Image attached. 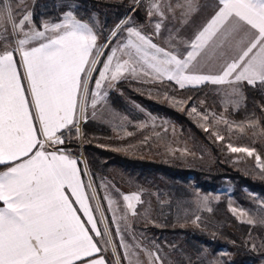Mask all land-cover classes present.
<instances>
[{"label":"rangeland","instance_id":"rangeland-1","mask_svg":"<svg viewBox=\"0 0 264 264\" xmlns=\"http://www.w3.org/2000/svg\"><path fill=\"white\" fill-rule=\"evenodd\" d=\"M196 1H210L212 8L219 5L218 0H191L192 9L185 15L186 8L177 7L185 0H3L0 4V9L10 7L17 19L29 14L38 30H44V24L61 23L71 12L97 36L93 53H98L100 62L91 73L87 100L78 104L75 123L79 131L72 127L76 145L57 146L76 159L82 169L90 209L101 232L97 236L89 231L100 251L78 264L100 257L108 264H264V193L246 186L236 190L223 175L212 180L202 175L208 187L201 189L190 172L177 181L154 168L135 171L109 163L102 170L96 165L92 171L84 158L87 143L90 156L98 162L107 156L94 150L95 146L181 168L237 171L264 183V169L257 166L255 159L259 155L264 161V83L261 101L234 116L231 112L244 103L241 83L207 84L197 96L183 95L174 80L157 76L138 56L135 74L122 71L116 80H111L109 73V79L102 81L97 105L92 107L91 93L97 91L95 79L99 78V70L103 69L111 48L127 42L126 29L136 28L159 47L172 51V46L180 44L185 29H189ZM153 4L163 16L156 13ZM170 7L174 10H169ZM150 9L152 16L148 15ZM122 21L125 23L118 30L116 26ZM157 23H160L158 30ZM114 31H118L116 37L112 36ZM39 42L32 41L29 46ZM106 43L110 46H105ZM9 46H15L14 41L0 38V48ZM185 49L184 45L179 47L181 52ZM126 51L116 54L121 62L128 59ZM146 51L150 59L154 50ZM119 80L125 81L127 89L115 84ZM109 93L119 97L117 106L108 99ZM84 122L91 124L86 133L82 129ZM63 132L66 136V131ZM218 135L223 139L218 140ZM228 144L255 151L251 157L243 152L234 153ZM132 194L139 200H132L133 207L128 208L129 202L123 197ZM209 213L224 218L226 229L235 230L236 240L221 234L219 224H214L218 221H211ZM230 218L244 225L243 232L234 228ZM82 221L91 229L87 216ZM109 239L111 243H106ZM238 256L247 257L241 260Z\"/></svg>","mask_w":264,"mask_h":264},{"label":"snow or ice","instance_id":"snow-or-ice-1","mask_svg":"<svg viewBox=\"0 0 264 264\" xmlns=\"http://www.w3.org/2000/svg\"><path fill=\"white\" fill-rule=\"evenodd\" d=\"M218 3L222 6L193 36L191 50L184 53L165 50L136 28L128 27L127 42L111 48L103 69L99 70V78L95 79L97 91L91 93L92 107H96L102 81L109 79V73L111 80H116L122 71L135 74L138 56L157 76L174 80L180 88L186 83L222 84L233 76L236 81L243 80L249 85L256 81L264 83V0H218ZM177 7L186 8V15L192 9L191 0ZM152 8L163 16L157 5L153 4ZM148 15H153L151 9ZM124 23L118 24L117 29ZM42 27L44 30H38L29 14L17 19L10 7L0 9L3 29L0 38L11 39L15 44L0 48V164L6 166L5 171H0L3 204L0 207V264H75L100 251L89 235V231L97 236L101 232L80 179L78 162L57 147L64 143L62 129L71 125L79 131L75 123L78 104L87 100L91 73L100 62L98 53H93L97 36L71 12L61 23ZM155 27L158 30L160 23ZM242 31L244 37L237 40ZM117 35L118 31L112 33L113 37ZM32 41L45 42L29 46ZM210 41L212 54L218 53L222 58L227 49L234 48L235 55L231 60H224L219 74H195L189 66ZM149 48L154 50L150 59L146 51ZM125 50L128 59L121 62L116 54ZM217 139L222 140L223 136L218 135ZM228 148L250 157L255 151L232 144ZM255 159L257 166L264 169L262 158L256 155ZM66 188L87 216L91 229L77 215ZM123 199L132 208L131 201L139 197L132 194ZM96 211H100L99 207ZM104 235H108L107 231ZM155 259L159 260V256ZM87 264L106 262L100 257L88 260Z\"/></svg>","mask_w":264,"mask_h":264},{"label":"trees","instance_id":"trees-1","mask_svg":"<svg viewBox=\"0 0 264 264\" xmlns=\"http://www.w3.org/2000/svg\"><path fill=\"white\" fill-rule=\"evenodd\" d=\"M82 1V0H81ZM33 20H36V17H32ZM133 83V82H131ZM169 83V82H168ZM171 83V82H170ZM118 87H120L121 89H127V84L125 83V81L123 80H119L115 83ZM172 86H174L171 83ZM207 84H200L197 86H185L184 88H178V92L183 94V95H189V96H197L199 95L203 88L206 86ZM243 89H244V103L243 105H241L238 109H236L234 112H231V115L234 116H238L240 115L243 111H246L247 109H249L254 102L257 101H261V99L263 98L262 92H263V87L260 81L255 82L252 85L249 84H243ZM108 99L114 104V105H118L119 104V97L114 94V93H109L108 95ZM170 114H173L174 111H170ZM91 127V124L84 122L82 125V129L84 130V133H86V131ZM74 135V131L72 129H70L68 131V134L66 136H64V143L63 145H76V141H74V139H72V136ZM85 150H84V158L86 157L87 160V165L90 166V168L92 169V171H94L95 166H99V169L102 170L104 169L107 164L111 163L112 165H118V166H127L128 168H130V170L134 169L135 171L137 170H141L142 168H154L157 169L159 171H161L164 175L173 178L177 181H180L181 179H183V177H185V174L187 172H190L193 175V178L196 182H198V185L200 186L201 189H205L207 186V181L206 179H202L201 176L202 175H206L207 177H209L211 180L215 179L219 176H226L228 177V179L230 181H232L234 188L236 190H239L241 186H246L249 189L252 190H257L260 191L262 193H264V183L261 182L260 180L257 179H253L249 176H246L244 174H241L237 171H231V172H220L218 170H204L201 169L199 167H193V168H181L173 163H166V162H161V161H155V160H150V159H145V158H135V157H129V156H125L124 154H120L118 152H115L111 149L108 148H103L100 146H95L94 150H96L99 154L101 155H105L107 156L106 159L101 160L100 162H98L97 159H94L93 157L90 156L89 154V144H84ZM85 160V161H86ZM0 167H2V165H0ZM80 173L83 176V171L80 168ZM92 177L94 176V174H91ZM180 186V185H177ZM209 219L211 221L214 222V220H217L218 222L214 223V224H219V231L221 234L224 235H228L229 238H231L233 241L236 240V235L235 230H227L224 223H225V219L224 218H218L216 216V214H212L209 213ZM208 218V216L206 217ZM208 219V221H209ZM230 220V222L232 223V225L234 226L235 229H237L240 232H243V229L241 228V226H244L242 223H236L235 220L233 218L228 219ZM212 222V223H213ZM209 223V222H208ZM206 223V225H209ZM226 229V230H224ZM240 253V251H238V254ZM241 255V254H240ZM247 256H241L238 258L239 259H244ZM108 264V263H107Z\"/></svg>","mask_w":264,"mask_h":264},{"label":"crops","instance_id":"crops-1","mask_svg":"<svg viewBox=\"0 0 264 264\" xmlns=\"http://www.w3.org/2000/svg\"><path fill=\"white\" fill-rule=\"evenodd\" d=\"M210 4H211L210 1H207V2H197L196 1L195 9L193 10V13L190 15L192 21H191V23L188 24L189 29L186 28L185 33L180 37L181 38L180 44L172 46L173 52H181L179 50V47L181 45H184L186 48L185 51H182L181 53L186 52V50H191L190 49V41L193 38V36L198 31L202 30V28L204 26H206V24L212 18V16L215 15V13L219 10V7L222 6V5H218V6H216V8H212L210 6ZM244 35H245V33L242 31L241 33H239L237 35L236 39L239 40L242 37H244ZM210 46H211V41L209 42V46L206 47L205 49L201 50L200 54L196 57V59L194 61H192V64L189 66L190 69H192V71L195 74H204V75L219 74L220 69H221V65L224 62V60L225 59L231 60L233 58V56L235 55V49L234 48L233 49H227L226 50V56L221 58L218 56V53L216 55H214L209 51ZM17 59H19V55H17ZM20 71H21V73H23L22 68L20 69ZM204 83L209 84L210 86H224V85H228V84H239V83H241V85L248 84L246 81H243V80L242 81H236L234 79V76L229 77L228 80H226L222 84H212L211 82H204ZM204 83H201V84H204ZM189 85H192V84H189ZM70 129H72L71 125L69 126L68 129H62L61 131H66V135H67V132ZM0 165H2V167H0V171H5L6 166L3 164H0ZM77 167L80 170L79 164H77ZM80 179H81L83 185L85 186L84 176H82L81 173H80ZM65 193H66V195H68L70 201L73 202V207L77 209V215H79L81 217V220H83V218H85L86 215L83 213V211L79 210L80 206H79V204L75 203V197L71 195L70 190H68L67 188L65 189ZM2 206H3V204H2V202H0V207H2ZM77 262L78 261H76L75 264H78Z\"/></svg>","mask_w":264,"mask_h":264},{"label":"built area","instance_id":"built-area-1","mask_svg":"<svg viewBox=\"0 0 264 264\" xmlns=\"http://www.w3.org/2000/svg\"><path fill=\"white\" fill-rule=\"evenodd\" d=\"M64 135H65V132H64ZM64 138V137H63Z\"/></svg>","mask_w":264,"mask_h":264}]
</instances>
